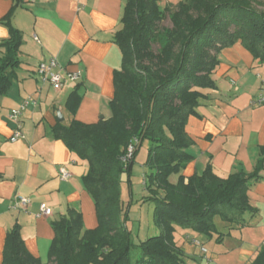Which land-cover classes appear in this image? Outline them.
Returning <instances> with one entry per match:
<instances>
[{
    "label": "trees",
    "instance_id": "obj_1",
    "mask_svg": "<svg viewBox=\"0 0 264 264\" xmlns=\"http://www.w3.org/2000/svg\"><path fill=\"white\" fill-rule=\"evenodd\" d=\"M166 18L170 26L163 25ZM121 22L115 41L122 66L114 72L111 116L95 123L58 122L52 129L56 139L89 163L83 181L94 199L98 225L83 230L82 213L69 208L53 222L47 263L27 250L15 226L7 233L2 264H183L175 225L211 237L217 233L221 241L216 216L237 224L254 211L247 190L251 179L259 178L261 163L252 173L239 171L227 178L217 176L211 164L190 177L181 171L194 159L188 151L194 143L186 130L188 119L200 116L202 89L216 87L212 74L222 49L240 41L257 63H264V0H183L164 10L159 0H125ZM21 43L15 29L2 43L0 95L16 77ZM81 97L78 87L69 94L71 113ZM135 138L133 158L124 164L121 156ZM146 139L145 201L154 203L159 232L135 243L127 225L129 206L121 198V176L126 173L130 182L129 171ZM172 174H179L177 183L170 181ZM134 249L140 251L136 257ZM251 264H264V244Z\"/></svg>",
    "mask_w": 264,
    "mask_h": 264
},
{
    "label": "crops",
    "instance_id": "obj_2",
    "mask_svg": "<svg viewBox=\"0 0 264 264\" xmlns=\"http://www.w3.org/2000/svg\"><path fill=\"white\" fill-rule=\"evenodd\" d=\"M181 1L159 0V6L164 10ZM124 8L125 0H0V58L6 50L2 43L12 29L22 38L16 77L0 95V264L7 233L15 226L27 250L47 263L55 236L53 222L69 208L82 213L83 230L98 225L94 199L83 181L89 163L56 139L52 129L58 122L95 123L101 116H111L114 72L122 66L115 34L122 27ZM218 56L220 63L212 74L216 87L202 89L200 116L188 119L186 130L194 140L188 151L194 159L181 174H200L211 164L217 176L227 178L239 171L252 173L261 163L259 178L251 179L247 190L254 211H247L244 221L237 224L216 216L221 241L216 240L217 233L211 237L179 225H175L174 239L185 259L188 253L182 237L192 243L199 239L207 246L205 254L199 248L207 264H251L264 244V104H251L264 91V63H257L240 41ZM52 57L65 77L59 90L42 83L37 74L38 65ZM69 72H78L80 80H70ZM77 87L82 97L73 114L66 101ZM28 96H34L38 104L22 115V136L12 141L15 123L10 112ZM62 166L71 173L68 179L60 176ZM178 178L179 174L169 177L172 183ZM121 180L123 191L126 173ZM19 196L31 199L27 208L15 207ZM41 203L52 208L51 215H37ZM150 232L157 234L159 229L147 228L143 238Z\"/></svg>",
    "mask_w": 264,
    "mask_h": 264
},
{
    "label": "rangeland",
    "instance_id": "obj_3",
    "mask_svg": "<svg viewBox=\"0 0 264 264\" xmlns=\"http://www.w3.org/2000/svg\"><path fill=\"white\" fill-rule=\"evenodd\" d=\"M163 25H171L169 18L163 21ZM149 146L150 141L147 139L144 140L129 171L130 182L126 181L125 189L121 192L123 202L129 206L127 225L133 229V239L135 242L144 239L142 235L147 228H157L154 222V203L152 201H145V196L148 195V189L145 183L144 172H149V170L145 167L144 163ZM143 155L145 159L142 161ZM155 234L156 232L151 233L150 236ZM183 238L184 250L188 253V257L185 259L187 264H207L205 258L200 255V247L190 242V240ZM205 247L207 248V246ZM139 252L138 249H134L132 253L133 257H136Z\"/></svg>",
    "mask_w": 264,
    "mask_h": 264
},
{
    "label": "built area",
    "instance_id": "obj_4",
    "mask_svg": "<svg viewBox=\"0 0 264 264\" xmlns=\"http://www.w3.org/2000/svg\"><path fill=\"white\" fill-rule=\"evenodd\" d=\"M35 39L38 40L37 37ZM58 61L56 57H52L47 61H42L37 68V74L39 80L44 84H50L54 89H61L64 86L65 77L61 73L60 70H58ZM67 77L72 81H79L80 80V74L78 72H69L67 74ZM38 104V100L34 96H28L25 98L22 103L16 107L13 108L10 112V119L15 123V127L13 130V133L10 137L12 141L18 140L22 136V115L25 113V111L30 106H36ZM252 105H262L264 104V91L258 93L252 100ZM137 139L135 138L127 147L125 153L121 156V160L124 164H127L134 155V151L136 148ZM60 176L62 179H68L71 175L70 171L62 166L59 169ZM31 199L27 196H19L15 199V207H22L27 208V206L30 204ZM52 214V208L48 206L46 203H41L39 208L38 216L42 215H51ZM193 243H195L197 246L200 247V250L202 253L207 252V248L203 245V243L199 239H194Z\"/></svg>",
    "mask_w": 264,
    "mask_h": 264
},
{
    "label": "water",
    "instance_id": "obj_5",
    "mask_svg": "<svg viewBox=\"0 0 264 264\" xmlns=\"http://www.w3.org/2000/svg\"><path fill=\"white\" fill-rule=\"evenodd\" d=\"M58 118H59L60 121L64 120V117H63V115L61 113H58Z\"/></svg>",
    "mask_w": 264,
    "mask_h": 264
}]
</instances>
